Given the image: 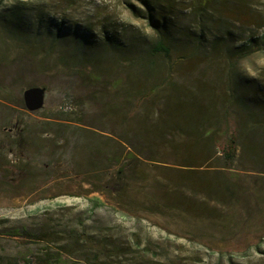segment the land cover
Returning <instances> with one entry per match:
<instances>
[{
	"label": "rangeland",
	"instance_id": "obj_1",
	"mask_svg": "<svg viewBox=\"0 0 264 264\" xmlns=\"http://www.w3.org/2000/svg\"><path fill=\"white\" fill-rule=\"evenodd\" d=\"M242 2L248 11L264 13V0ZM16 4L27 6L31 16L20 29L10 16ZM179 6L190 15L186 4ZM39 15L82 22L97 43L53 38L42 34L44 27L36 34ZM248 21L255 30V18ZM236 23L229 21L231 29L237 30ZM104 24L126 44L107 43ZM181 25L202 32L199 16L183 17ZM204 30L203 45L178 41L166 56L150 49L155 32L124 0H0V264H24L48 249L71 253L75 264L102 263L105 258H87L99 255L100 244L105 253L123 252L128 260L141 243L150 248L149 258L172 264H264V114L235 113L240 150L231 167L220 153L202 166L183 165L196 149L179 128L184 116L171 114L177 101L210 90L220 116L233 72L264 85V50L231 57L225 44L211 47V32ZM117 81L122 83L115 86ZM29 82L45 89L41 108L22 104ZM150 88L156 94L137 103L138 94ZM25 126L36 137L54 138L62 153L24 156L23 146L12 141ZM81 129L85 140L104 148L147 140L154 159L138 168L146 178L133 180L118 195L95 190L70 156ZM228 170L239 173L248 189L244 198L190 189L191 178H197L217 181L223 190ZM199 211L206 216L202 227L192 221ZM233 221L237 226L231 229ZM71 235L79 241H70Z\"/></svg>",
	"mask_w": 264,
	"mask_h": 264
},
{
	"label": "trees",
	"instance_id": "obj_2",
	"mask_svg": "<svg viewBox=\"0 0 264 264\" xmlns=\"http://www.w3.org/2000/svg\"><path fill=\"white\" fill-rule=\"evenodd\" d=\"M124 0L128 9L137 17L145 19L153 32L156 39L149 45L155 53L170 56L173 46L178 41L192 45L197 42L203 45L207 40L205 26L211 32V47H220L225 44V50L231 57L244 58L248 55L264 50V13H252L245 9L242 0ZM186 4L190 9L191 17L199 16L201 31H191L190 27L181 25L182 18L189 17L180 4ZM11 20L17 29L24 28L23 23L30 19V12L25 5L16 4L10 11ZM187 12V11H186ZM253 16L257 21L254 30L247 23L248 18ZM38 28L36 34H39L41 27H44L42 34L54 37L72 36L86 45H95L97 38H93L91 27L83 26L82 22H76L70 25L69 22L61 17L59 19H45L43 15L35 18ZM46 20V21H45ZM240 22L237 30L230 27L229 21ZM83 21V20H82ZM34 28V27H33ZM212 28H216L214 32ZM262 29V32H258ZM40 32V33H41ZM104 40L114 46H123L126 44L118 30L111 29L104 24ZM82 45V43H79ZM231 82L222 95L225 105L222 114L218 116L216 105L212 100V94L203 89V92H193L192 94L176 102L175 111L171 113L176 118L184 116L185 126L179 128L185 131L190 138L189 147L196 149L188 158L185 166H202L212 160L217 153L224 160L228 167L234 163L239 155L240 150V130L237 125L235 113L237 110L244 109L252 118L256 115L261 117L264 114V85L254 80L244 77L241 74L234 73L230 76ZM122 82L117 81L119 86ZM33 86H39L38 82H29L25 89ZM23 91V94H24ZM155 88H150L140 92L137 97V103L153 97L156 94ZM206 96V97H205ZM209 96V97H208ZM24 96L22 104H24ZM115 104H118L116 102ZM106 105V104H105ZM103 105V107L105 106ZM102 111L101 109H99ZM175 114V115H174ZM177 114H181L179 116ZM177 115V116H176ZM58 118V117H57ZM261 120V118L259 119ZM264 123V119L261 121ZM82 123V122H79ZM85 128V127H83ZM89 129V128H86ZM80 135L76 133V143L70 151V156L77 170L82 174L90 184H94L95 190L107 191L109 194L118 195L130 189L133 180L145 179L146 175L140 174L138 168L141 163L148 162L154 158L150 155L153 150L147 140L144 143L127 142V147L115 145L112 148H104L97 141L85 140L84 131ZM147 137V134H146ZM17 148L23 146L24 156L31 158H41L50 156L55 153H62V150L55 148V139L50 137H36L29 133L26 126L17 133L13 141ZM209 178V177H208ZM225 182L223 190L218 189L219 182L211 179L191 178L190 189L197 190L203 188L209 197L212 192L221 198H224L228 192L234 201L244 198L247 193L246 186L241 181L238 172L228 170L225 173ZM222 200V199H221ZM234 203V202H233ZM235 205V203H234ZM206 216L199 211L192 215V221L199 227L207 225L204 222ZM236 223L230 225V228H236ZM28 229L23 228V233ZM20 229H15L14 234H19ZM28 235H32L28 231ZM70 241L77 242L79 238L71 235ZM82 242H88V238L82 239ZM106 246L100 244L97 247L99 255L93 257L87 256L89 260H99L105 258L102 263L97 264H172L169 260L149 258V247L142 243L136 247L135 257L124 258L122 253H105ZM128 252H133L127 250ZM137 252V253H136ZM63 251L47 250L43 257L37 259H27L24 264H75L72 261V254L66 256ZM100 254H103L102 256ZM122 256V257H121ZM121 257V258H120ZM156 258V257H155ZM103 260V259H101Z\"/></svg>",
	"mask_w": 264,
	"mask_h": 264
},
{
	"label": "water",
	"instance_id": "obj_3",
	"mask_svg": "<svg viewBox=\"0 0 264 264\" xmlns=\"http://www.w3.org/2000/svg\"><path fill=\"white\" fill-rule=\"evenodd\" d=\"M45 89L41 86H33L25 89L24 101L28 108L35 110L44 104Z\"/></svg>",
	"mask_w": 264,
	"mask_h": 264
}]
</instances>
